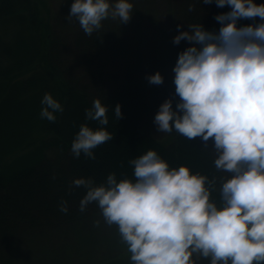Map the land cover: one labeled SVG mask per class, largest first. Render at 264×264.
I'll list each match as a JSON object with an SVG mask.
<instances>
[{
  "label": "clouds",
  "instance_id": "obj_1",
  "mask_svg": "<svg viewBox=\"0 0 264 264\" xmlns=\"http://www.w3.org/2000/svg\"><path fill=\"white\" fill-rule=\"evenodd\" d=\"M215 3L230 6L216 15L218 30L192 23L174 36L177 44L190 42L173 68L179 99L174 108L173 98H166L154 122L159 132L199 136L204 146L214 141L215 166L228 174L219 178V200L210 198L215 179L187 165L170 166L154 149L130 161L132 177L111 172L100 183L91 176L73 180L85 190L80 210L96 203L105 222L118 226L134 264H194L193 254L210 257V264H264V0ZM133 8L132 0H73L69 17L91 35L109 16L127 22ZM257 16L258 23H238ZM148 80L158 85L164 76L157 70ZM41 104V116L50 121L63 111L50 92ZM115 113L122 116L119 103ZM86 115L99 125L109 123L99 98ZM111 139L107 128L84 123L71 151L94 159L93 150ZM61 211H68L66 200Z\"/></svg>",
  "mask_w": 264,
  "mask_h": 264
},
{
  "label": "trees",
  "instance_id": "obj_2",
  "mask_svg": "<svg viewBox=\"0 0 264 264\" xmlns=\"http://www.w3.org/2000/svg\"><path fill=\"white\" fill-rule=\"evenodd\" d=\"M49 1L0 0V264H16L9 245L27 229L42 227L53 219L73 221L100 210L96 203L80 210L85 190L73 184L74 178L91 176L100 183L111 172L118 178L132 177L130 161L149 149L156 150L170 166L187 165L193 172L215 179V185L210 186L211 199L219 200V178L228 175L215 166L211 138L208 146L197 148L205 144L199 136L190 140L173 129L166 136L169 140H163L151 130L159 105L172 97L175 108L179 99L173 68L190 42L183 39L177 44L174 36L192 23L202 22L206 28L218 30L216 15L230 6L219 7L215 0H194L191 6L188 2L186 10L176 15L171 32L132 0L128 31L127 27L121 31L102 26L91 35L79 31L75 40L78 58L73 66L70 58L64 61L61 57L50 23ZM196 3L205 11L197 9ZM146 21L157 28L158 41L148 42ZM259 21L257 16L238 23ZM146 54L156 56L155 61L148 60ZM157 70L164 76L158 85L148 80V74ZM46 92L63 105L55 121L41 116ZM97 98L108 108L107 125L87 118L86 110ZM117 103L122 110L119 119ZM84 123L105 127L112 135L93 150L94 159L83 153L77 158L71 151ZM65 200L67 212L61 211ZM193 262L210 264V257L200 256Z\"/></svg>",
  "mask_w": 264,
  "mask_h": 264
},
{
  "label": "rangeland",
  "instance_id": "obj_3",
  "mask_svg": "<svg viewBox=\"0 0 264 264\" xmlns=\"http://www.w3.org/2000/svg\"><path fill=\"white\" fill-rule=\"evenodd\" d=\"M135 1L154 17L160 19L171 32H174L173 26L178 20L176 15L179 12L182 13V10H186L188 2H190V6L195 3L194 0ZM49 2L52 8L50 23L62 53L59 52V54L64 58V61L66 58H70L72 65L75 66L74 62L78 58L75 40L83 28L76 17H69L73 0H52ZM196 5L197 9L205 11L201 4L196 3ZM41 13L43 16L45 15L43 9H41ZM129 26L130 20L121 23L119 18L111 16L102 21L103 28L111 27L124 31L122 29L127 27L126 31H128ZM144 28L148 42L153 43L160 39L159 32L153 24L146 21ZM155 57L146 54V58L151 62L155 61ZM151 131L157 138L169 140L166 137L169 132H159L156 123ZM209 144H213V141ZM205 147L204 144L197 146V148ZM97 220L100 221L99 225L95 223ZM44 224L47 225L27 229L10 243L9 250L15 257L16 264H134L130 259L131 253L128 246L118 231V226L108 225L100 210L73 221L64 222V220L53 219ZM198 257L200 255L193 254L191 259L194 261Z\"/></svg>",
  "mask_w": 264,
  "mask_h": 264
}]
</instances>
